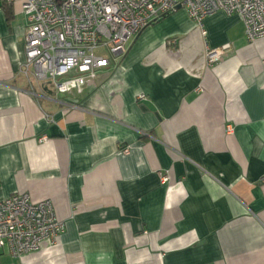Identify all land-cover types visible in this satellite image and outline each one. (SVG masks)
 <instances>
[{
    "label": "crops",
    "instance_id": "crops-1",
    "mask_svg": "<svg viewBox=\"0 0 264 264\" xmlns=\"http://www.w3.org/2000/svg\"><path fill=\"white\" fill-rule=\"evenodd\" d=\"M22 3L0 0V201L50 200L65 230L0 264H264V39L222 12L203 34L177 9L70 108L21 74Z\"/></svg>",
    "mask_w": 264,
    "mask_h": 264
},
{
    "label": "built area",
    "instance_id": "built-area-1",
    "mask_svg": "<svg viewBox=\"0 0 264 264\" xmlns=\"http://www.w3.org/2000/svg\"><path fill=\"white\" fill-rule=\"evenodd\" d=\"M178 8L203 34L204 20L222 12L240 17L248 42L264 39V0H23L28 26L21 74L77 108L84 87L96 86L99 71L123 57L130 40ZM229 48H206V66L218 64ZM231 130L228 126L227 132ZM46 139L41 136L39 142ZM158 175L162 185L169 182L168 172ZM64 230L50 200L33 202L27 194H13L0 201V248L13 258L55 244Z\"/></svg>",
    "mask_w": 264,
    "mask_h": 264
},
{
    "label": "water",
    "instance_id": "water-1",
    "mask_svg": "<svg viewBox=\"0 0 264 264\" xmlns=\"http://www.w3.org/2000/svg\"><path fill=\"white\" fill-rule=\"evenodd\" d=\"M178 9H180V8H178Z\"/></svg>",
    "mask_w": 264,
    "mask_h": 264
}]
</instances>
